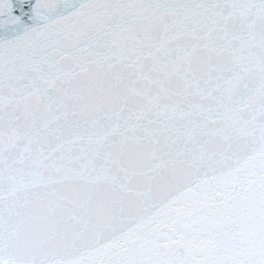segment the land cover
I'll list each match as a JSON object with an SVG mask.
<instances>
[{
  "label": "snow or ice",
  "instance_id": "6c2138e0",
  "mask_svg": "<svg viewBox=\"0 0 264 264\" xmlns=\"http://www.w3.org/2000/svg\"><path fill=\"white\" fill-rule=\"evenodd\" d=\"M0 264H264V0H0Z\"/></svg>",
  "mask_w": 264,
  "mask_h": 264
}]
</instances>
